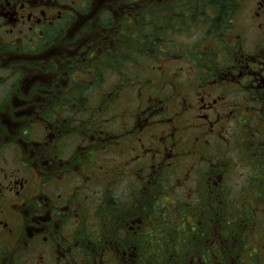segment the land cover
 <instances>
[{
  "label": "flooded vegetation",
  "instance_id": "af4514ba",
  "mask_svg": "<svg viewBox=\"0 0 264 264\" xmlns=\"http://www.w3.org/2000/svg\"><path fill=\"white\" fill-rule=\"evenodd\" d=\"M262 171L264 0H0V264H249Z\"/></svg>",
  "mask_w": 264,
  "mask_h": 264
},
{
  "label": "rangeland",
  "instance_id": "374dc122",
  "mask_svg": "<svg viewBox=\"0 0 264 264\" xmlns=\"http://www.w3.org/2000/svg\"><path fill=\"white\" fill-rule=\"evenodd\" d=\"M150 21H152V18H147V22H150ZM144 22L146 23L145 20H144ZM177 37L180 41L187 42L188 35L178 34V36H176V39H177ZM169 54H173V51H172V53H169ZM167 56H170V55H167ZM183 64H184V62L179 63L178 65L182 66ZM169 67L173 70L178 68V67H174V66H169ZM162 68L167 69L168 67H162ZM182 68L186 69L187 67H182ZM182 78L184 79L183 82H185L186 77L183 76ZM104 86H106V85H103V87ZM97 93H99L98 88H97ZM134 105H135V103H133V101H130V99H129V101L127 99H125V100L123 99V101H121V105H120L121 109L120 110L118 109L116 114L121 116L122 114H124L123 111L128 110V108L133 107ZM225 159H226V163L228 164L226 166V169L228 171V174H229L228 178L230 180V181L228 180V187H230L228 189L229 190L228 198L234 202H237L239 194L242 192L243 186L245 184H247L245 181L250 176H255L256 173H252L251 170H249L250 169L249 167H246L245 164L240 163V159L238 158L237 152L234 149H231V151L230 150L228 151V155ZM192 186H193L192 183L187 184L184 187V190H185V188H189V187L191 188ZM180 193H183V189L182 190H176L174 196L175 195L179 196ZM227 211H229V210H227ZM263 221H264V216H263ZM262 225L264 226V223H262ZM254 240H255V237L252 238V243L254 242ZM255 244H256V241H255ZM255 244H253L252 247H255ZM260 244H261V240L257 242V245H260ZM257 249L260 250V248H257ZM250 253H255V252L250 251ZM244 261H246V260H244Z\"/></svg>",
  "mask_w": 264,
  "mask_h": 264
},
{
  "label": "trees",
  "instance_id": "16d2710c",
  "mask_svg": "<svg viewBox=\"0 0 264 264\" xmlns=\"http://www.w3.org/2000/svg\"><path fill=\"white\" fill-rule=\"evenodd\" d=\"M144 27H146V26H144ZM149 30V33L148 32H146V34H144V33H142V37H143V39H145L146 40V42H151L152 41V39H153V29H148ZM142 39V41H144ZM148 53L150 54V53H155V51H152V50H149L148 51ZM259 175H260V183H262V185H263V187H262V189H261V198H262V205L264 204V198H263V194H264V171H262L261 173H259ZM229 192V191H228ZM263 195V196H262ZM221 199H222V197H221ZM222 204H224V202L225 203H227V204H230V203H240V200H239V197H238V200H237V202H234V201H232V200H230L229 198H228V194L226 195V197H224L223 199H222ZM217 203V202H216ZM235 207V205L233 204L232 205V208H234ZM235 212V211H234ZM245 213H246V215L247 216H249V217H251L250 216V214H249V212H247V211H244ZM236 218H241V217H235V219ZM227 229H229V227H227ZM210 230H211V235H214L215 233H214V227H212L211 226V228H210ZM233 234H235V233H233ZM240 235V234H239ZM255 237V240H254V242L252 243V238H254ZM245 240H247V242L245 241ZM261 240V237L258 235V234H255V236H253V235H249V237H246V235L245 236H242V237H238L237 238V240H236V242H239V246H240V244H241V247H245L246 246V244H247V247H245V249H246V251H248V250H250L251 249V247H252V245L253 244H255V241H256V244L255 245H257V242L258 241H260ZM263 243V241L261 240V244L260 245H258L259 247H262L261 245H264V243ZM160 243H157L156 245H159ZM156 245L154 244V243H150V246L151 247H156ZM233 245V244H232ZM153 247V248H154ZM214 247V246H213ZM243 248H240V250L242 251V249ZM244 250V249H243ZM263 250V248L261 249V251ZM245 251V252H246ZM252 251H256V248H254ZM264 251V250H263ZM247 258H249V259H244V258H242L243 259V261L244 260H246V262H244V263H249V264H261V262L263 261V259H264V256H261V255H256V254H254V253H250V254H248L247 255ZM211 259L212 258H207V257H205V258H203L201 261L203 262V263H206V262H208V261H211ZM217 260V259H216ZM147 262L145 263V264H155L154 263V260L153 259H150V258H148V260H146ZM156 261L157 262H159V263H161V264H166L167 263V261L168 260H166V259H164L163 257L162 258H157L156 259ZM207 264V263H206Z\"/></svg>",
  "mask_w": 264,
  "mask_h": 264
}]
</instances>
